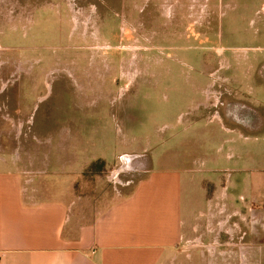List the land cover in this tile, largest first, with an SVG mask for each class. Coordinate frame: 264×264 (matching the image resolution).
Masks as SVG:
<instances>
[{"label": "rangeland", "instance_id": "374dc122", "mask_svg": "<svg viewBox=\"0 0 264 264\" xmlns=\"http://www.w3.org/2000/svg\"><path fill=\"white\" fill-rule=\"evenodd\" d=\"M262 64L264 0H0V154L23 164L39 151L48 166L33 177L46 184L63 180L52 173L63 154H78L77 191L103 208L150 161L183 157L185 168L203 169L222 139L205 137L217 122L191 104L232 69L246 83L247 69ZM244 144L260 147L254 162L244 158L249 171L222 165L226 184L237 175L242 189L246 178L264 182V140ZM123 151L144 157L121 169Z\"/></svg>", "mask_w": 264, "mask_h": 264}, {"label": "crops", "instance_id": "0c3cea01", "mask_svg": "<svg viewBox=\"0 0 264 264\" xmlns=\"http://www.w3.org/2000/svg\"><path fill=\"white\" fill-rule=\"evenodd\" d=\"M225 79L218 87L208 84L201 91L205 99L191 104L205 122H217L205 137L220 133L222 139L202 160L203 169L185 168L183 157L166 167L150 161L145 176L103 208L94 210L89 194L77 191L83 173L78 154H63L52 172L63 180L48 184L33 177L48 166L39 151L23 164L0 154V264H183L186 243L187 264H264V182L246 178L242 189V179L232 175L228 185L229 169L222 168L226 162L232 173L249 171L244 158L249 154L254 162L260 151L244 143L264 140V64L247 69L246 83L239 69ZM117 157L125 169L144 155L123 151Z\"/></svg>", "mask_w": 264, "mask_h": 264}, {"label": "trees", "instance_id": "16d2710c", "mask_svg": "<svg viewBox=\"0 0 264 264\" xmlns=\"http://www.w3.org/2000/svg\"><path fill=\"white\" fill-rule=\"evenodd\" d=\"M95 164H96V163L93 162L90 168L93 169V167H94Z\"/></svg>", "mask_w": 264, "mask_h": 264}]
</instances>
